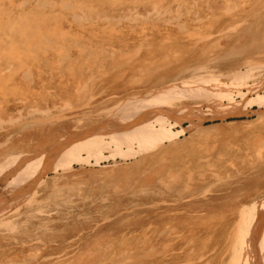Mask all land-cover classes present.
I'll return each mask as SVG.
<instances>
[{"label":"bare ground","instance_id":"bare-ground-1","mask_svg":"<svg viewBox=\"0 0 264 264\" xmlns=\"http://www.w3.org/2000/svg\"><path fill=\"white\" fill-rule=\"evenodd\" d=\"M233 18L238 26H232ZM118 30L123 34L116 38ZM84 36L90 40L79 41ZM201 42L207 43L205 47L198 45ZM137 53L144 54L134 59ZM189 53H198V61L180 68L179 64L188 63ZM135 61L133 72L126 73L125 68ZM34 70L40 82L32 78ZM109 71L114 73L108 75ZM46 74L49 79L43 80ZM66 78L71 79V86L65 85ZM108 80L119 81L124 94L118 100L107 98L112 96H107ZM38 84L55 85L57 91L64 88L55 91L63 92L65 99L56 115L38 103L28 106L31 89L27 88ZM138 84L146 85L143 92L134 89ZM262 90L264 0H0V264H41V259L49 264H264V185H258L264 173L262 133L255 144L251 141L256 146L252 153L238 156L240 164L234 171L227 165H236L229 154L219 152L214 162L208 154L202 162L194 153L205 142L207 131L215 129H204V121L250 113L264 118ZM96 93L107 99L96 103ZM36 95L33 99L41 94ZM71 96L77 98L76 106ZM52 102L57 108V100ZM252 105L258 111L249 110ZM81 107H87L91 118L98 114L97 119L88 124L86 116L78 117L70 131L64 122L67 116L61 113ZM27 108L28 115H24ZM90 108H97L98 113ZM186 133L189 136L180 140ZM184 141L195 142L197 148L186 152L191 160L180 161L178 149ZM172 154L175 164L162 165ZM110 161L111 167L102 165ZM156 162L162 166L151 174ZM74 165L79 167L76 171ZM84 167H100L95 171L105 177L100 186L116 195L138 193L133 195L135 204L123 206L116 199L108 205L100 219L109 221V231L123 230L121 220L129 221L133 206L144 205L147 210L162 203L160 210L184 208L189 213L215 214L204 219L205 226L200 228L204 237L197 238L198 242L191 227L170 225L159 232L141 224L142 233L133 236V227L120 236L126 238L118 244L112 239L92 244L86 252L65 256L54 252L50 258L42 245L52 240L44 232L53 230L49 226L52 208L72 229L70 224L76 223L71 214L77 213L74 198L80 196L78 206H84L83 201L95 202L91 188L88 194L79 182L68 185L73 177L67 183L61 180L66 174L90 172ZM233 176L238 178L233 181L236 184ZM72 190L79 195L71 196ZM207 192H225L228 198ZM230 202L236 206L221 212ZM117 205L121 208L115 212ZM99 207L107 208L102 203ZM116 214L119 218L110 221ZM134 224L129 221L125 227ZM72 238L80 236L73 231L65 236L70 245L64 250L74 246ZM173 240L192 246L183 250ZM18 243L33 248L35 244L37 254L30 248L31 253L17 258L22 254L15 248Z\"/></svg>","mask_w":264,"mask_h":264},{"label":"rangeland","instance_id":"rangeland-1","mask_svg":"<svg viewBox=\"0 0 264 264\" xmlns=\"http://www.w3.org/2000/svg\"><path fill=\"white\" fill-rule=\"evenodd\" d=\"M234 20H235V24H233L232 26H236V25L238 26L239 23L237 22V19L235 18ZM206 22H208V20H206ZM124 23L126 24L127 22L126 21H123V24ZM204 27L205 28H203V29L205 30L206 29V26H204ZM237 29H238V27L235 28V30H237ZM204 30H202V27H201V30L200 31L203 32ZM118 31H119L118 32L119 34H116L117 35L116 38H119V36L122 37V34H123V31L122 32H120V30H118ZM87 36H90V35H87ZM87 36H84V38H81L80 37L79 38L80 39L79 41H81V40H85V41L90 40L89 38H86ZM202 36H204V35H202ZM202 36H200V38ZM113 38H114V42H117V39H115V37H113ZM126 43L130 47H132V44H130L127 40H126ZM204 43L205 42H201L198 45H200V47L203 48V46H204L203 44ZM124 44H125V42L123 43V45ZM205 44H207V43H205ZM127 50H129V49H127ZM124 52H126V48L124 49ZM116 53H118V52H116ZM191 53H193V51H191ZM191 53H189L186 56V58H185V61H187L189 64L186 63V62L184 64L177 63V64L180 65V68H182L184 66H187V65H190V63H194L195 61H198L197 59L200 57L199 54L198 53L197 54L194 53L193 56H195V57H193V56H190ZM118 54H120V53H118ZM142 54H144V53H141L140 55L137 53L135 55L136 57L134 56V59H136L138 56L141 58L143 56ZM201 57H205V55H203ZM136 63L137 62L135 61L133 63V65L130 64L129 66H127L125 68L126 73L131 74L133 72L132 69H134ZM89 67L92 68V66H89ZM89 67L87 66L86 69H90ZM130 67H132V68H130ZM216 70L218 72L219 69L217 68V69H215V71ZM55 72H56V70H54V73ZM112 73H114V72L109 71L108 75H110ZM36 74L37 73L34 70V76L32 78L34 80L40 82V80H41L40 79V76L38 74L37 75ZM54 75L58 76L57 74H54ZM47 76L49 77L48 74H46V76L43 75L42 76L43 77L42 79L43 80L44 79H47L48 80L49 78ZM66 79H62L65 82L68 80L66 83L64 82L65 85L66 86H67V84L70 85L69 83L72 82L71 79H67V80ZM108 82H109L110 88L107 91L108 92L107 93V96H108V94H111L112 96H108L107 98H109V100H113V99L114 100L115 99L118 100L119 98H121V96H123V94H124V91H121L120 90L121 88H119V86H118L120 84L119 81L118 82L117 81H112L111 82L110 80H108ZM248 83L249 84H252L251 81H249ZM45 85L46 86L40 87L39 84H38L37 86H32L31 88H27V86L24 85L28 90L31 89V93H30L31 96H30V101H29L28 106L30 105V103H32L34 105H35V103H38L37 105H39L41 107V109H46L47 110V108H49V110H51L56 115L57 112H59V108H62L63 107V104H64L63 101L65 99H64V96H62L63 92L62 93H58L59 95H61V96H59L58 94H55V91L56 92H58V91L61 92L64 88L63 87H60L62 90L60 91V89H59L57 91L55 85H48V84H45ZM46 87H48V88H46ZM145 87H146V85H144V84H138V85H135L134 89L143 92L144 89H145ZM37 88H39V89L37 90ZM72 90L74 91L73 88H72ZM36 91L39 94H41V95H38V93ZM245 91L246 90H244L243 92H245ZM260 93L261 94H264V91L262 90ZM36 94L39 96V98L38 99H33L34 98L33 96H35ZM43 97L44 98H47V99L44 100ZM95 97H97L96 98V100H97L96 103L104 102L103 100L107 99V98H99L100 96H98L97 93H96V96ZM53 98H55V99H53ZM69 99H71V102H72V105L73 106H76L77 105V98L75 96H71V97H69ZM53 100H55V101L57 100V108L58 109L57 108H54L56 106H53L54 105L53 102H52ZM237 100H240V99L237 98ZM96 103H94V105ZM106 104H107V106L110 105V103H108V102ZM254 106L252 105V107H250L248 109L249 110H256V111H258V106L257 107H256V105H254ZM28 109L29 108H27L26 110L23 111V114L24 115H28V112H29ZM96 109L97 108H90L89 110H91L92 113L95 114ZM87 111H88L87 107H81V108H76V109L74 108L73 110H65V111L63 110V112L61 114H62V116L64 115V117L67 116L65 118V121L64 122H68L67 124L70 126V131L76 126V119L78 117H82L83 118L84 116H86L85 117V120H86V122L88 124H89L90 121H91L90 123H92V122H94V119H97L96 116L98 115L97 114L98 113L97 112L98 110L96 111L97 112L96 113L97 115H93L92 114V118H91V115H88ZM72 114H74V116ZM13 115L17 116V114H16L15 111L13 112ZM255 118L256 119L258 118V120H255ZM259 118H261V120ZM262 118H263L262 116L261 117L260 116L258 117V115L254 114V113H250L249 115H245V114L244 115H227V116L222 117V118L221 117H216V118H214L212 120H206V121H204L203 122V128L204 129L205 128L212 127V126H214L215 129H210V131L209 130L207 131V132H209V133H207V135L208 134L209 135L208 136H205L204 138H202L205 142L201 141V144L200 145H202V147L200 146L199 152H194V153L195 154L197 153L196 155L198 156V158H201L200 160L202 162L207 159V157H208L207 155L208 154H211L212 156L209 157V158H211L212 162H214V161H216V158L218 157V155H220L219 152L222 151V153H225V155L229 154L231 157L233 156V158H235V161H236V162H234L236 164L235 167H233V165H230V163H227V165L229 166V168H232L233 171L236 170V166L240 164V160L238 158L241 157V156H243V154H245V152L252 153L253 152V149L254 150L256 149V146L255 145H253V147H252L251 141H253V144H255V142L257 140L256 138H258V136L260 135L259 133H262V135L264 137V118L263 119ZM252 119L254 120V122H253ZM243 121L244 122H247V123L250 121L252 123L247 124V123H243ZM252 124H254V125H252ZM262 124H263V126H262ZM186 125H188V124L187 123H184V126H186ZM176 130H177V128H176ZM248 135H250V136H248ZM184 136H181L180 137V140H184V138H187L189 136V134L186 133ZM184 142L185 143H182L181 146L179 145L180 147L178 149L179 157H177V159H179L180 161L182 159H184V160H187V159L188 160H191L192 158L189 157V156H187L186 155V152L187 151H191L192 149H194V151H196V148H197L195 142H188V141H184ZM226 144H229V146H226ZM224 145H225L226 149H225ZM204 146H206V147H204ZM230 146H233V148H230ZM244 146H246V147H244ZM231 149H233V150H231ZM204 151H205V153H204ZM209 151H210V153H209ZM234 152H236L235 155H234ZM102 153L105 154V155H108L107 154V151H103ZM189 153H191V152H189ZM170 156L172 157L171 159H170ZM170 156H168L170 160L169 159L163 160V164L162 165H165V164H167V165L168 164H175V161L176 160L173 161V158H174L173 154L170 155ZM228 157L229 156H225L224 158L226 160H228ZM225 159L221 158L222 162H225L226 161ZM242 164H243V162H242ZM102 165H106L108 167H111L112 166V161H110L108 163H103ZM152 165L155 166V167H154V169L152 168V171H149L151 174H155V173H152V172L155 170V168L157 166H162V165L159 164V162H156V163H154ZM180 165L187 166L184 163H182ZM78 168H79L78 166L74 165V170L75 171ZM99 168L100 167H94V168H92L93 170H91V168H89V167H86V168L84 167L83 170L90 169L89 170L90 172L82 171V173L80 175H77L76 174V176L75 175L74 176H67V174H66L64 176V178L61 179V180H66V179L67 180H71V178L73 177L74 179H72L71 181H69V182H72V183H69L68 185L74 184V183L76 184V183L79 182V186L82 185V186H85L86 187V190H87V193L88 194H90V188H91V195H92L93 199H95V202L92 203L91 201H89V202L83 201L84 206H78V205L82 204V203H79V202H81L80 196H79V198L78 197H75L74 198V201H76V203H77V205L74 206V209H75V211L77 213L75 215L74 214H71V217H73L75 219V223H76V224L73 225L72 224L73 221H72V223L70 224V227H72V229H69L67 227L68 224H69V222L66 221V219H60L59 214H56L55 213L56 212L55 211V208H52V210H53V212H52L53 213V219L51 220L49 226L53 227V230L52 231H48V230H45L44 231L45 233H47V236H49V235L51 236L50 238L52 240L51 241H48V242L45 241L44 242L45 245H42V251H45L46 254H48L50 258H52V257L55 256L53 254L54 252H59V254H61V255L63 254L62 256H65V254H67V253L69 255V254H73V253H77V252H81V251L86 252L89 249H92V244H102L103 245L105 241H109V240H112V239H115V242L118 244L121 241H125V238L126 237L125 238H121V237L123 235H125L126 232H132L133 231L132 230L133 227H134V230H135L134 232H132L133 236H134V234L142 233L144 228H149V229H152V230H155L156 229V230H158L160 232V231H163L164 228H167L168 226L171 225L173 228L174 227L179 228L180 226H182V227H184L183 229H185V226L186 227H191V230L193 229V231H195V234H196L195 237L196 238L194 240L196 242H198L197 241L198 240L197 238L204 237V235H202L203 233H200V232H203V229H204V228L203 229H200L201 226H202V224L205 226V224L203 223L204 222V219H206V217L207 218H209V217L211 218L215 213H208V211L205 213L203 210L200 211V212H196V213H189V211H186L184 208L177 209L175 211H167V210H164L163 209L164 207H163L162 210H160V207H161V204L162 203H156V205H150L149 206L150 208L147 209V210L143 209L144 208V205H142V206H133L132 209L130 210L131 213L128 214L129 221H135L137 223V225L134 224L133 226L125 227V225H127L129 223V221H127L126 219L125 220L123 219V220H121V224L123 226V228H122L123 230L122 231H118V232L117 231H109L108 230L109 228L107 227V226H109V224H108L109 221L108 220H101L100 219L102 213L104 214V212H106V211L109 210L108 205L111 204L113 200H116L117 199V201H119L120 204H122L123 206L125 204H129L127 206H130V205L136 203L135 200H137V199H133V197L134 196L137 197L138 193L135 192L133 194L134 196L132 194H129L130 197L129 196H123V195L119 196V194H117V195L114 194V192L111 191V188L101 187L100 186V183H101V181L105 180V177L104 176H97V175H95L96 174L95 171L98 170ZM258 178L260 180V182H259L258 185L263 186L264 185V173H261ZM67 180L65 181L66 183H67ZM237 180H238V178L236 176H233L231 178L232 183H233V181H237ZM233 184H236V183H233ZM69 194L71 196H78L79 195L77 193V191H74V190H72L71 193H69ZM206 194H208L209 196L214 195V196H220V197H224V198L227 197L228 198V194L225 196V192H218L216 195H215L214 192H207ZM237 197H239V196H237ZM104 199H105V201H103ZM155 199H159V198L158 197H155ZM146 200H149V199L146 198ZM131 201H133L134 203H132ZM223 201H225V199H223ZM101 203L102 204H105V206L107 208L104 207V208L100 209L99 205H101ZM235 204L236 203H234V202H230L229 204H226V205H229L228 207H225V208L222 207V208H220V211L222 212V211L231 210V209H233V207L236 206ZM164 205L165 204H163V206ZM120 208L121 207H119L117 205L115 207V212L117 210H119ZM136 209H140V212L139 213L134 212V211H136ZM142 211H144V212H142ZM132 212H134V213H132ZM120 213H125V211H120ZM133 215H136V216L133 218ZM170 217H174V218L176 217V218H175V220H174V218H172L173 219V222H169L167 224V222L170 219ZM115 218L118 219L119 218V215L118 214L113 215V217L111 219H109V220L112 221ZM93 219L98 220V222L94 221ZM151 221H153L152 224H150ZM141 224H144V228H141ZM147 225H149V226H147ZM124 228H127L130 231H127L126 229L124 230ZM65 229H69V230L64 231ZM199 230H201V231H199ZM72 231L75 234L79 235L80 238H77L76 240L74 238L69 239V241L70 240H73L71 242V244L74 243V246L68 247V248H66L64 250L66 244L68 246L70 245V242L64 241V237L65 236H68V235H71V232ZM187 231H190V229L187 230ZM197 232H199V233H197ZM38 233H39V231H38ZM61 236H63V237H61ZM92 236H96V237L93 239ZM187 238L189 239V237H187ZM80 239L82 240V243L81 244H80ZM74 240H75V242H74ZM77 241H78V243H77ZM173 241H174V244L178 243L177 240H173ZM17 245H18V247H15V248H17L18 251L21 250V252H22V254H19V253L17 254L19 256L17 258H22V255L23 254H26L27 252L31 253L30 248L33 250L32 253H34V255L37 254V253L34 252L35 247H36L35 244L33 245L34 248L32 247V245H28L26 243H24V244L18 243ZM176 245H178V248H182L183 250L186 249L189 246H192V245H188V244L187 245L176 244ZM176 251H178V249ZM41 260H43L41 264H49L47 262H44V259H41ZM181 260H183V259H181ZM176 264H185V263L182 261V262H178Z\"/></svg>","mask_w":264,"mask_h":264}]
</instances>
